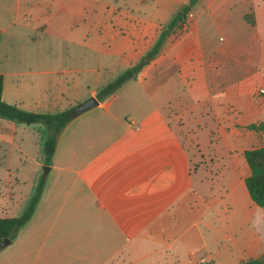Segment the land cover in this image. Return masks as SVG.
<instances>
[{
	"label": "crops",
	"instance_id": "1",
	"mask_svg": "<svg viewBox=\"0 0 264 264\" xmlns=\"http://www.w3.org/2000/svg\"><path fill=\"white\" fill-rule=\"evenodd\" d=\"M186 1L0 0L2 99L56 112L97 98ZM260 88L264 0H196L182 31L93 105L133 140L75 153L91 126L80 119L87 108L61 129L46 161L44 123L0 117V208L18 212L0 217L20 214L44 175L0 264H242L264 255V205L246 186L244 156L264 145ZM123 90L136 111L127 122Z\"/></svg>",
	"mask_w": 264,
	"mask_h": 264
},
{
	"label": "trees",
	"instance_id": "2",
	"mask_svg": "<svg viewBox=\"0 0 264 264\" xmlns=\"http://www.w3.org/2000/svg\"><path fill=\"white\" fill-rule=\"evenodd\" d=\"M196 0H187L185 4L176 11L167 23L159 30L157 37L151 47L147 50L146 54L154 57L163 46L166 39L172 34H177L182 31L184 23L186 22L187 13L190 6ZM249 22L253 23L252 13L245 14ZM140 62V61H139ZM139 62H136L123 71H121L115 78L106 84L102 85L97 91V98L102 99L104 96L115 91L126 79L131 78L137 74L140 69ZM3 85V76L0 74V117H5L15 121L32 123L42 122L47 126L48 133L43 143V152L45 160L51 159L55 150L56 139L61 129L77 114V107L73 105L66 109L56 112H37L23 109L13 103L6 102L1 97V90ZM263 127V124H256L251 122L248 127ZM244 156L250 167V173L245 177V183L253 200L263 206L264 205V145L246 148ZM44 175L40 178L36 185L35 191L31 196L28 204L24 210L15 216L0 217V243L3 239H13L18 229L29 219L31 216L43 189ZM1 247V245H0ZM242 264H264V255L251 258Z\"/></svg>",
	"mask_w": 264,
	"mask_h": 264
},
{
	"label": "rangeland",
	"instance_id": "3",
	"mask_svg": "<svg viewBox=\"0 0 264 264\" xmlns=\"http://www.w3.org/2000/svg\"><path fill=\"white\" fill-rule=\"evenodd\" d=\"M123 94L126 95V97H124ZM123 94H120L117 100L120 106L121 105L124 106L122 109L123 111H125V114H124L125 116L122 115L121 118L124 122H127L125 117L134 116L135 115L134 113H136V111L130 105L131 103L128 100L127 92L123 90ZM87 110H91L89 111L90 113L89 112L84 113V115L80 117V119L83 120L84 118H86L85 119L87 120L86 124H90L91 126L87 128V132L84 133V136L81 137V135H79L80 139L75 140V142L73 143V149L75 150V153L80 152L81 146H82L83 150L88 151V154H85L86 157H90L95 153L94 151H98V146L96 144L98 142L100 143L101 142L109 143V142H117V141L126 142V141H130L131 139L133 140L135 138L134 136L135 133L132 130L131 131L126 130L124 126H121L116 120H114L110 116L104 115L103 118L98 117L97 115L101 114V110L97 106L89 107V109ZM92 110H95V111H92ZM102 124H104V129L102 128ZM144 137H145V133H142V134H139L138 138L136 139H141ZM186 140H187L186 141L187 143L190 142L189 138H187ZM44 165L45 166L41 167L42 170H44L46 165H49V163H45ZM15 173L16 171L13 168H11L10 174H11V178L13 182H14ZM0 175L2 176V178L5 179L7 177V170L5 168L0 169ZM5 213H8V215H10L12 213H18V212H15V210H10V209L3 211L0 208V215H3Z\"/></svg>",
	"mask_w": 264,
	"mask_h": 264
},
{
	"label": "water",
	"instance_id": "4",
	"mask_svg": "<svg viewBox=\"0 0 264 264\" xmlns=\"http://www.w3.org/2000/svg\"><path fill=\"white\" fill-rule=\"evenodd\" d=\"M151 57L149 54H145V56L141 59V61L139 62L140 66L145 63L147 60H149ZM98 100L95 96L91 95L89 98H87L86 100H84L83 102H80L76 107H77V112H81L89 107H92L93 105L97 104ZM48 169V166L46 165V167L44 168V171H46ZM11 240L9 238H5L1 241L0 245H6L7 243H9Z\"/></svg>",
	"mask_w": 264,
	"mask_h": 264
},
{
	"label": "built area",
	"instance_id": "5",
	"mask_svg": "<svg viewBox=\"0 0 264 264\" xmlns=\"http://www.w3.org/2000/svg\"><path fill=\"white\" fill-rule=\"evenodd\" d=\"M259 91H261V92H262V91H264V89H263V88H260V89H259Z\"/></svg>",
	"mask_w": 264,
	"mask_h": 264
}]
</instances>
